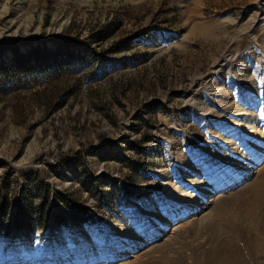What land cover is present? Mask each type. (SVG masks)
Here are the masks:
<instances>
[{
	"label": "rangeland",
	"instance_id": "374dc122",
	"mask_svg": "<svg viewBox=\"0 0 264 264\" xmlns=\"http://www.w3.org/2000/svg\"><path fill=\"white\" fill-rule=\"evenodd\" d=\"M43 45L102 56L69 70L23 58ZM14 51L0 70V264H264L251 195L264 160L223 190L200 173L264 137V0H0V66ZM245 119L255 134L239 145L228 127ZM85 225L109 232L95 243Z\"/></svg>",
	"mask_w": 264,
	"mask_h": 264
},
{
	"label": "bare ground",
	"instance_id": "6f19581e",
	"mask_svg": "<svg viewBox=\"0 0 264 264\" xmlns=\"http://www.w3.org/2000/svg\"><path fill=\"white\" fill-rule=\"evenodd\" d=\"M231 58H233V57H232L230 51L228 50L227 51V57L225 58V61H228V63H229ZM222 66H224V65H222ZM258 100H260V99H258ZM261 100L262 101L258 105L259 108L257 109V112H258L260 118L262 119L263 114H264V99L261 98ZM241 115H243V114H241ZM246 124H247V126H245V127H248V128L247 129L242 128ZM233 125H234V123H233ZM228 129H229L228 132L231 133L230 136L231 137L233 136L234 140L239 145H243L244 143H247L250 140V138H252L251 135L255 134L253 131L254 125L250 126V121L248 119H245V121L243 123L236 124L235 127L229 126ZM230 142L231 141H227V142H225V144H229ZM254 142H255V144L253 146L244 149V152H243L244 157L238 159L234 163V165L219 164V159H217V158H216V162H214L212 164L207 163V161L201 162L200 173L202 175H205V177H204L205 183L207 185H212L213 189H215V190H223V189L231 186L233 183L234 184L237 183L241 178L240 172L244 171L246 164L249 163L251 165H255V164L264 160V137L263 136H256ZM201 155H203L202 152H201ZM200 159H204L203 156L200 157ZM242 161H243V163H242ZM211 165H216L215 169L220 170L218 176L217 175L210 176V173H212V170H213ZM245 171L249 172L250 170L246 169ZM263 172H264V169H263ZM261 175H262L261 179H259L258 183L254 185V188L251 191V195L254 196L255 201L259 205L264 207V173H262ZM197 193H199V192H197ZM179 199L180 198H178L176 194L175 195L171 194L167 198L166 204L168 207H172L173 205H177V204L181 203L180 202L181 200H179ZM213 201H215V200L214 199L210 200V202H213ZM126 208H127L126 211H130L132 220H134L137 217H140V214L138 215V211H135L134 208H132L130 205H127ZM173 220L174 219L171 218L170 221L172 222ZM84 229L88 232H93V231L96 232L95 243L99 242L100 237L107 235L109 232V229H106L104 227H97V229H96V228H92L88 225H85ZM146 229H147V227L144 226L143 224L139 225V227H138V231L141 233L146 232ZM79 234H81V233H79ZM248 234L250 235V233H248ZM67 237L69 238L68 239L69 244L72 243L71 244L72 249L73 248L77 249L78 245H76L77 241L75 240L77 237L76 232L73 230H67ZM45 239L48 241L50 239V236L45 235ZM22 240L26 241L27 237L23 236L22 238L7 240V242L2 244V250L3 249H9L12 247L14 249V246L16 243L22 244ZM123 241H124L123 246H129V244H130L129 237H126ZM108 243H110V242H108ZM103 246H104V243H103ZM108 246L110 247V245H108ZM4 252L5 251H3V253ZM36 254H37L36 255L37 258L41 259L43 256L47 255V252H45V250H42L40 252H37ZM27 257H30V256L28 255ZM17 259H19L21 261L27 260L25 253L17 255ZM40 262H42V261H40Z\"/></svg>",
	"mask_w": 264,
	"mask_h": 264
},
{
	"label": "trees",
	"instance_id": "16d2710c",
	"mask_svg": "<svg viewBox=\"0 0 264 264\" xmlns=\"http://www.w3.org/2000/svg\"><path fill=\"white\" fill-rule=\"evenodd\" d=\"M59 45L57 46V49L59 46H64L63 43H58ZM119 49H117L115 46L111 48L110 52L116 53L118 52ZM59 53V57H55V52L56 48H47L46 46H36L34 48H31L25 56H21L26 59L31 58V62L33 64H36L38 67H43L46 66L52 67L54 69H63L66 68L67 70L73 69L76 65H79V63H85L89 59H99L102 55L101 54H95L93 53L92 55H85L83 58L79 57L78 55L75 54L73 50L69 49H63L61 48ZM19 59H17V53L14 51L13 52V57L12 59H9L6 63H2L0 66V70L6 68L9 65H14L16 63L19 64ZM48 63V64H47ZM36 191L40 193V195L46 196V193H44V188L41 185H37ZM68 209L70 212L73 211V208L70 204L67 205ZM78 220L82 221V218H79Z\"/></svg>",
	"mask_w": 264,
	"mask_h": 264
}]
</instances>
